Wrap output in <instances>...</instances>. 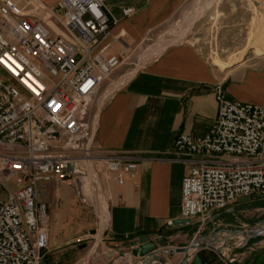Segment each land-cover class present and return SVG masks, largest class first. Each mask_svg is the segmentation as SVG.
<instances>
[{"label": "built area", "instance_id": "1", "mask_svg": "<svg viewBox=\"0 0 264 264\" xmlns=\"http://www.w3.org/2000/svg\"><path fill=\"white\" fill-rule=\"evenodd\" d=\"M104 3L0 0V264L42 263L49 215L39 195L50 182H72L80 194L96 163L119 184L136 176V158L98 155L93 147V100L129 51L118 36L121 50L111 52ZM214 92L218 110L208 133H182L174 143L177 154L192 157L181 218L201 224L240 198L264 196V104L230 99L221 83Z\"/></svg>", "mask_w": 264, "mask_h": 264}, {"label": "crops", "instance_id": "2", "mask_svg": "<svg viewBox=\"0 0 264 264\" xmlns=\"http://www.w3.org/2000/svg\"><path fill=\"white\" fill-rule=\"evenodd\" d=\"M41 1L53 4L57 0ZM185 1L105 0L104 9L113 21L107 38L112 44L111 52L121 50L118 36L129 46L123 65L112 76L122 73L135 52L144 50L145 53L157 45L158 35L167 30ZM126 7L134 8L129 16L123 14ZM171 29L164 39H169ZM185 38L166 44L149 58L142 54L137 69L121 75L112 84L113 92L95 113V153L128 155L138 163L135 178L124 184H119L103 163H96L100 170L93 173L95 190H100L106 200L105 211L96 197L99 227L95 238L101 231L99 244L119 251L124 264L142 261L131 254L130 242L143 236L158 244L165 260L170 257L173 259L170 263L177 264L183 254H169V250L185 248L194 238L224 236L233 228L261 223V206H228L213 212L202 224L189 221L173 224L182 219V180L189 168L186 160L192 159L186 154H177L174 143L182 133L194 138L208 133L218 110L215 85L221 83L230 99L264 104V52L245 55L233 64L219 65L213 60L214 66L200 47L184 42ZM250 44L260 46L264 40H250ZM74 188L77 192L72 182H50L39 195L49 215L46 264H74L81 258V239L71 229L85 222L81 219L82 210L72 206ZM83 190L84 186L77 195L84 196ZM59 199L61 206L55 204ZM82 200L87 202L86 198ZM105 247L103 251L107 254ZM128 258L129 263L125 262ZM206 260L209 264H264V247L245 251L241 257L229 260L219 255L206 256Z\"/></svg>", "mask_w": 264, "mask_h": 264}, {"label": "rangeland", "instance_id": "3", "mask_svg": "<svg viewBox=\"0 0 264 264\" xmlns=\"http://www.w3.org/2000/svg\"><path fill=\"white\" fill-rule=\"evenodd\" d=\"M198 2L199 0H186L175 14L167 30L158 35L156 42L158 43L161 38L167 36L168 31L172 27L174 28L186 18L190 10H192ZM257 17H264V0H216L206 9L204 14L193 23L183 41L194 43L200 47L203 54L208 57L214 66L216 65L213 60L219 65L240 62L245 55L255 56L264 52V44L260 46H251L250 44L255 29L254 21ZM254 40L263 41L264 39L257 38ZM143 52L144 50L135 52L134 57L130 56L128 63L124 65L121 74L118 73L117 75L111 76L102 84L93 100L91 116L95 115L97 108H101L105 103L106 100H104V98L107 92L110 89H113L112 84L116 82L121 75L128 74L136 69ZM102 169L104 168L102 167ZM96 170H100V167L98 169L95 164L88 169L89 173L82 184V188L84 186L85 189L83 190L84 196H78L75 188L73 191L74 203L72 206H77L82 210L81 219L85 222L83 226L71 229L77 231L78 233L76 236L81 239L79 242L81 245V258L74 264H82L88 251H90L97 242L95 234L99 227L96 220V193L98 191H94L96 187L92 176ZM5 195L6 190L0 187V199L5 197ZM83 198H86L87 202H84L82 200ZM55 204L61 206V199H59L58 202L55 200ZM230 206H261V223L259 225H250L244 228H233L234 230L239 231V234L234 235V237L247 234L245 233L247 231L261 230L262 232L258 236L252 235L250 237L247 235V237L249 236V239L246 237L242 242L237 244L235 243L236 241L234 237H228V241H225L226 248H219L220 254H218L221 259L228 260L236 258V256L241 257L245 251L247 252L251 249H256L257 247H264V196L253 195L243 197L236 200ZM227 234L232 236L230 232ZM222 236L223 235H220L218 237ZM218 237L215 236L213 241L216 248L218 246ZM104 247L105 246L102 247V245L98 244L97 253L103 254ZM105 249L107 250V254L104 253L105 258L89 259L86 264H124L119 257V251L108 250L109 246H106ZM125 260H127L128 263L130 262V258ZM172 260L173 259L169 257L166 262L170 263ZM41 264H46V260L43 259ZM155 264H159V262H156Z\"/></svg>", "mask_w": 264, "mask_h": 264}, {"label": "bare ground", "instance_id": "4", "mask_svg": "<svg viewBox=\"0 0 264 264\" xmlns=\"http://www.w3.org/2000/svg\"><path fill=\"white\" fill-rule=\"evenodd\" d=\"M216 0H199V2L194 6V8L192 10H190L188 16L186 18H184L177 26H175L169 36V39H162L160 40L157 45L149 51H146L145 53H143L144 57L149 58L157 53H159L161 51V49H163V47L168 44V43H172V42H179L180 40H182L183 38H185V36L187 35L188 31L190 30L191 26L193 25V23L201 16L205 13L206 9L212 5V3H214ZM254 25H255V29H254V33L253 36L251 38V40L254 39H264V17L260 18L257 17L254 21ZM142 59V58H141ZM144 60V59H143ZM144 62V61H143ZM137 69V67H136ZM135 71V69H134ZM129 75V74H128ZM129 77V76H128ZM125 81V79H123ZM124 83V82H123ZM122 83V84H123ZM121 84V85H122ZM120 86V85H119ZM117 87V86H116ZM116 89V88H115ZM113 92V89H110L104 100L108 97V95ZM103 100V99H102ZM97 171V170H96ZM91 176V175H90ZM93 176V174H92ZM98 176V175H97ZM101 178V177H100ZM95 182V181H94ZM97 183V182H96ZM94 184V183H93ZM101 185V184H100ZM99 185V186H100ZM96 191V190H95ZM97 201H98V205L102 208V210H105V197L103 195V193L99 190L97 193ZM99 208V209H101ZM99 211V210H98ZM106 211V210H105ZM104 211V212H105ZM100 212V211H99ZM102 214V211H101ZM100 214V215H101ZM108 214V212H107ZM101 221V220H100ZM106 223V222H105ZM101 224V223H100ZM107 224V223H106ZM102 227V226H101ZM105 227V226H104ZM101 232V231H100ZM99 232V234L97 235V242L95 243V245L90 249V251H88V254L85 256V258L83 259L82 264H86L88 262L89 259H102L105 258L104 253L103 254H98L97 252V247L100 241V236L101 233ZM239 234V233H237ZM236 234V235H237ZM233 235V234H232ZM228 237H234L231 235H225L222 237H218L217 240V248H226L225 245V241H228ZM247 237V234H243V235H238L235 236V243H239L242 242L245 238ZM216 242V241H215ZM227 243V242H226ZM229 244V243H228ZM215 246V245H214ZM181 254H183L181 252ZM191 255V252H190ZM183 258V257H182ZM182 261V259L177 263L180 264ZM125 262H128L127 260H125ZM139 264H142V262H140Z\"/></svg>", "mask_w": 264, "mask_h": 264}, {"label": "water", "instance_id": "5", "mask_svg": "<svg viewBox=\"0 0 264 264\" xmlns=\"http://www.w3.org/2000/svg\"><path fill=\"white\" fill-rule=\"evenodd\" d=\"M188 222L186 219H178L173 222L175 225L183 224ZM232 236L239 233V231L229 230ZM261 230L258 231H247V235L250 237L258 236L261 234ZM249 236L247 239H249ZM214 237L202 239V238H194L191 243L182 249H172L169 250V254H174L176 252H182L183 258L180 264H209V261L206 260V256L210 255H218L220 254V249L214 246ZM248 241V240H246ZM130 246L132 247L131 254L135 257H139L142 259V264H155L159 262V264H170L167 263L166 260L162 257V253L159 251L158 244L150 240L148 236H143L139 240H134L130 242ZM191 252V255H190Z\"/></svg>", "mask_w": 264, "mask_h": 264}]
</instances>
